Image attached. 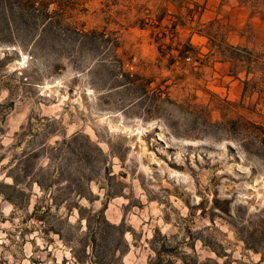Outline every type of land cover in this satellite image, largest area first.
Segmentation results:
<instances>
[{"label": "rangeland", "instance_id": "rangeland-1", "mask_svg": "<svg viewBox=\"0 0 264 264\" xmlns=\"http://www.w3.org/2000/svg\"><path fill=\"white\" fill-rule=\"evenodd\" d=\"M247 121L264 125L263 10L0 0V182L21 193L0 196V264H96L95 237L108 264H264Z\"/></svg>", "mask_w": 264, "mask_h": 264}, {"label": "trees", "instance_id": "trees-1", "mask_svg": "<svg viewBox=\"0 0 264 264\" xmlns=\"http://www.w3.org/2000/svg\"><path fill=\"white\" fill-rule=\"evenodd\" d=\"M238 2H240L241 4H244V5H250L251 7L258 9L260 11L261 10L264 11V0H238ZM174 26L176 27V24H174ZM207 37L210 39L211 38L216 39V37H213L210 34H207ZM221 46H223V44L220 43L218 48H221ZM192 48L193 47L191 45H187V48L180 52V56H182L183 58H189V57H186L185 53L188 51H191ZM248 84L249 83L246 82V88H245L246 92H247V85ZM246 124L251 128L252 133L250 135L259 137L260 144L262 145V147L264 149V125L253 123V122H248V121ZM100 152L104 156V153L101 150H100ZM24 163H27V159L24 160ZM19 168H20V166H19V163L17 162V163H15V165L13 167L11 166L10 172H14V171L18 170ZM30 172H31L30 171V165L26 164V166L24 167L23 173L26 176H28L30 174ZM10 177L13 180L12 184L0 182V196H2L4 199L9 201L13 205H17L20 199H17V197L14 194H16L18 196L21 194L20 190L18 189V178L13 174ZM2 188L13 190L14 193L12 195H7L6 193H4L2 191ZM79 210L81 211V209H79ZM90 242H91L92 251L94 254L96 264H108L106 257L101 255V245H100V243H98L99 242L98 238L95 237L94 240H92ZM262 262H264V251L262 253ZM151 264H169V262L165 263V261L162 260L161 257H158V259H156L155 261H152Z\"/></svg>", "mask_w": 264, "mask_h": 264}, {"label": "crops", "instance_id": "crops-1", "mask_svg": "<svg viewBox=\"0 0 264 264\" xmlns=\"http://www.w3.org/2000/svg\"><path fill=\"white\" fill-rule=\"evenodd\" d=\"M202 0H198V2H201ZM236 84V82H235ZM234 87H237V84L234 85ZM240 88V91L242 92L243 91V87H244V84H241L240 86H238Z\"/></svg>", "mask_w": 264, "mask_h": 264}]
</instances>
